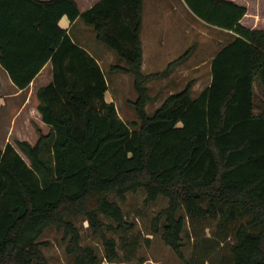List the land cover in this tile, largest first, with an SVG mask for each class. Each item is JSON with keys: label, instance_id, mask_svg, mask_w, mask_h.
<instances>
[{"label": "trees", "instance_id": "obj_1", "mask_svg": "<svg viewBox=\"0 0 264 264\" xmlns=\"http://www.w3.org/2000/svg\"><path fill=\"white\" fill-rule=\"evenodd\" d=\"M181 1L228 41L209 61L208 87L193 98L192 80L148 114V83L192 47L144 74L143 0H99L83 12L75 0H0V66L12 84L24 90L46 63L52 67V81L36 91L49 131L38 130L34 145L0 147V264H48L40 238L50 228L73 264L130 263L137 241L126 251L121 238L122 258L108 236L134 228L112 198L124 203L139 190L145 206L167 200L151 231L184 264H191L181 250L186 219L209 218L219 234L231 231V264H264V29L240 25L247 9L232 1ZM62 17L80 19L124 63L109 72L132 77L136 120L127 124L106 101L104 72L60 28ZM80 219L100 239L102 258L81 246Z\"/></svg>", "mask_w": 264, "mask_h": 264}, {"label": "rangeland", "instance_id": "obj_2", "mask_svg": "<svg viewBox=\"0 0 264 264\" xmlns=\"http://www.w3.org/2000/svg\"><path fill=\"white\" fill-rule=\"evenodd\" d=\"M144 1V14L151 16L152 21L157 23L154 27L150 26V31L147 33V37L155 34H159L164 37H170L173 35L178 40V46H174L177 58L190 47L192 50L188 55V59H184L178 66L175 73L167 78H158L148 83L149 95L154 98L153 102H150L146 106V112L148 114L161 105V103L167 98V96L173 92H177L188 83L193 80L194 86L192 87L191 96L194 98L198 96L208 85L209 75V61L214 53L226 44L228 37L226 33L210 27L206 24L199 22L187 12L181 0H143ZM244 2H250V10L252 14L262 10L264 11V0H235ZM253 18V17H252ZM256 23L264 26V17L255 19ZM79 22H82L81 20ZM192 23V24H191ZM83 24V23H81ZM191 24V25H190ZM149 26V23L147 24ZM161 25V26H160ZM86 26V25H84ZM159 26V27H158ZM188 26V27H187ZM88 27V26H87ZM169 27V28H168ZM87 36L84 37L86 44L100 48L106 54H109V62H106L102 66V70L105 74L108 82L109 90L107 92L108 98L110 96L112 102L116 105L118 116L127 124L136 120L134 109L129 105V101H134L136 94L133 89L132 77L122 74L120 72L111 73L109 68L112 65L124 66V63L120 61L111 51H109L102 44L95 40V34L93 30L88 27ZM161 29V30H160ZM148 28H143L142 40L145 41L144 36ZM82 31V30H81ZM172 32L171 35H169ZM162 38V37H160ZM92 40L91 42H89ZM176 44V43H175ZM175 57V56H174ZM176 59V58H175ZM107 60V61H108ZM168 60H165L157 65H152L145 70V73L151 71L161 72L166 68ZM194 65L195 69L191 66ZM192 69V70H190ZM188 70V71H186ZM3 86L2 93H9V77L7 73L0 66V87ZM1 93V94H2ZM34 96H32V101ZM12 103V102H11ZM6 106H10L6 103ZM17 102L13 101L12 106L7 109L15 110ZM27 108V107H26ZM24 111V110H23ZM9 110L5 111L7 114ZM2 117V115H1ZM0 117L4 121V118ZM21 122V121H20ZM7 122H2L0 125V147H4V140L2 134V127ZM31 130L25 129L23 133H30ZM15 145V144H14ZM117 202L126 218V220L134 225L131 232L127 234L121 233H109L108 236L115 238L117 242V249L120 257L126 255V251L131 249L133 240L137 241L136 250L133 256L130 258L131 262L120 264H137L140 259L145 260L142 264H184L174 252L166 246L160 235H155L151 231V222L155 214L167 206V200L160 197L154 204L145 206L143 204L144 191L139 190L136 194H128L124 203L119 202L116 198H112ZM182 215V212L179 213ZM106 223H110L105 220ZM76 225L79 228L81 235V246L92 247L95 253L102 258L103 246L99 238L95 237L87 223L83 220H77ZM217 220L206 219L203 221H196L186 219L184 231L182 233L181 250L184 258L193 264L199 262L200 264H231L229 248L233 244L232 234L229 230L228 233L222 235L217 232ZM124 236V243L126 244V251L122 249L123 242L121 238ZM40 242L46 244L42 247L43 254L45 255L48 264H73V259L65 254V242L62 240L60 232L54 228L45 230L43 236L40 238ZM204 260V261H203ZM117 264V263H116Z\"/></svg>", "mask_w": 264, "mask_h": 264}, {"label": "crops", "instance_id": "obj_3", "mask_svg": "<svg viewBox=\"0 0 264 264\" xmlns=\"http://www.w3.org/2000/svg\"><path fill=\"white\" fill-rule=\"evenodd\" d=\"M40 1H49V0H40ZM98 1L99 0H75L80 12H83V11L91 8ZM229 1H232V2L236 3L237 5L244 6L247 9L245 16L240 21V25H242L243 27L248 28V29H264V26L261 27V25H259L255 21V19H259V18L264 17V11L263 10H262V12L259 11L256 14H252L253 12L250 10V6H249L251 4L250 2H247L249 4V5H247L246 3L240 2V1L239 2L235 1V0H229ZM143 4H144V1H143ZM186 10H187V12L185 13L186 15H188L187 13L191 14L187 8H186ZM192 17H194V16L192 15ZM150 18H152V17L146 16L144 14V6H143L142 27H141V32H140V39H141V43H142V71L144 74L155 73L156 71L155 72L151 71L149 73H145V70L147 68L151 67L152 65H157L159 63V61H161V63H162L163 61L168 60L166 62L170 63L173 60H175V58L177 59L176 55H174L175 57L171 56L172 53L177 52V51H175L174 46H178V40H176L177 38L175 39V37L173 35H171L172 32L169 34L171 36L168 38L164 37L163 33H162V35H160L159 29H158V34H155V36H153V35H151L150 37L146 36L147 33L150 31L149 29H150L151 24H153L154 27L157 25V23L152 21ZM79 21H80V19H76L73 23H70L66 17H62V19L59 22V26H60V28L66 30L68 35L70 36V38L78 46H80L82 49H84L91 57H93L94 60L99 65V67L102 69L103 64L106 62H109V60H108L109 54H106L100 48H95V46H93V45L91 46V45H89V43L86 44L84 42V37L87 36L86 34H87V31H89L88 30L89 28L87 26H84V24H81L83 22H79ZM198 21L201 22L200 20H198ZM148 23H149V26L147 25ZM201 23H203V22H201ZM144 25H145V28H148V30H146V32H144L145 33V36H144L145 41L142 40ZM213 28H215V27H213ZM215 29H218V28H215ZM218 30H220V29H218ZM220 31H222V30H220ZM223 33H227V32L223 31ZM160 37H162V38H160ZM91 41L92 40H90L89 42H91ZM186 59H188V58H186ZM178 65H176L172 70H170L169 73H167V75L163 76V79H167V78L171 77L175 73V71L177 70ZM165 66H167V65H165ZM208 67H209V64H208ZM191 68L195 69V66L192 65ZM192 69H190V70H192ZM209 70H210V67H209ZM51 71H52V67H51L50 62H48L42 68V70L36 75V77L33 79V81L30 83V85L24 90H18L12 84V82L9 79V83H10L9 88H8L9 93L3 94L1 92L3 89V86L1 84V87H0V117L2 115L1 118H4V121L7 122V124L4 127L1 126V128H3L1 135L3 136L4 146L6 144L14 145L15 140L26 141L30 145H34L38 139V132H37L38 130H40L43 134H46L49 131L50 127L42 121L41 114L39 113V111L37 109L39 101L36 97V91L41 87L47 86L52 81ZM186 71H188V70H186ZM160 78H162V77H160ZM208 78H209V81H208L207 87L209 86L210 81H211L210 72H209ZM107 85H108V82H107ZM108 90H109V87H108ZM107 92L105 94V99L107 102H112L110 96L108 98ZM32 96H34L33 101H32ZM13 101L15 103L17 102L16 109L15 110L13 108H12V110H11V108L7 109V107L12 106ZM6 103L9 104L10 106H6ZM115 107H116V105H115ZM6 110L7 111L9 110L10 112H8L6 114L5 113ZM4 121L1 119L0 125ZM25 129L31 130L30 133H23V130H25Z\"/></svg>", "mask_w": 264, "mask_h": 264}]
</instances>
